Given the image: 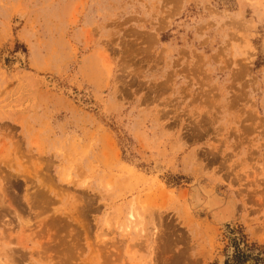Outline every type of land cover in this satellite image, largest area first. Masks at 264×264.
<instances>
[{"label": "rangeland", "instance_id": "rangeland-1", "mask_svg": "<svg viewBox=\"0 0 264 264\" xmlns=\"http://www.w3.org/2000/svg\"><path fill=\"white\" fill-rule=\"evenodd\" d=\"M0 264H264V0H0Z\"/></svg>", "mask_w": 264, "mask_h": 264}, {"label": "bare ground", "instance_id": "bare-ground-1", "mask_svg": "<svg viewBox=\"0 0 264 264\" xmlns=\"http://www.w3.org/2000/svg\"><path fill=\"white\" fill-rule=\"evenodd\" d=\"M6 255V254H5ZM5 257V256H4ZM8 259V258H7Z\"/></svg>", "mask_w": 264, "mask_h": 264}]
</instances>
